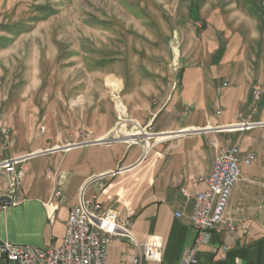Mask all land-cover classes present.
Returning a JSON list of instances; mask_svg holds the SVG:
<instances>
[{
  "label": "crops",
  "instance_id": "crops-1",
  "mask_svg": "<svg viewBox=\"0 0 264 264\" xmlns=\"http://www.w3.org/2000/svg\"><path fill=\"white\" fill-rule=\"evenodd\" d=\"M180 66V71H171L166 77L165 94L147 102L140 95L143 103L132 99L128 106L116 108L124 112L104 124L103 130L95 131L96 125L91 124L87 131L92 132L76 133L74 145L53 143L26 152L23 156L75 153V160L65 165L48 163L33 173L21 164L16 166L24 173L18 191L22 202L5 209L0 205V243L57 248L68 214L82 196L115 210L119 224L136 242L159 238L158 264H180L196 237L189 221L193 201L185 200L181 190L203 191V183L193 188L192 181L210 174L219 149L237 147L241 156L250 152L255 160L241 167L240 180L227 205L225 217L234 231L222 227L213 234L198 249L196 264H264V126L244 133L223 130L243 121L264 124V55L226 60L208 57L198 69L187 59ZM255 87L261 91L257 102ZM138 128L153 135L156 142L135 146L121 141ZM189 131L199 133L176 136ZM106 140L112 143H100ZM20 156L1 151L0 163ZM110 173L115 175L100 178ZM8 181L0 174V196ZM54 190L60 191V197L54 198ZM54 205L50 219L48 213ZM176 213L181 217L176 218ZM135 255L127 240L112 242L107 264H131ZM0 264L9 263L0 260Z\"/></svg>",
  "mask_w": 264,
  "mask_h": 264
},
{
  "label": "rangeland",
  "instance_id": "rangeland-1",
  "mask_svg": "<svg viewBox=\"0 0 264 264\" xmlns=\"http://www.w3.org/2000/svg\"><path fill=\"white\" fill-rule=\"evenodd\" d=\"M251 55H264V0H0V152L22 155L11 159L28 173L73 162L75 153L23 155L74 145L132 99H158L182 60L198 69Z\"/></svg>",
  "mask_w": 264,
  "mask_h": 264
},
{
  "label": "built area",
  "instance_id": "built-area-1",
  "mask_svg": "<svg viewBox=\"0 0 264 264\" xmlns=\"http://www.w3.org/2000/svg\"><path fill=\"white\" fill-rule=\"evenodd\" d=\"M254 100L257 102L261 97L258 87L253 90ZM264 124H255L243 121L224 128L226 132H248ZM199 131L181 132L176 136L196 134ZM141 136H130L127 142L139 144V138L144 136L145 144L154 136L140 131ZM112 143L111 140L100 142ZM95 142L94 145L100 144ZM255 160L254 154L248 152L240 155L237 147L223 148L215 155L212 170L206 177L198 181H192L195 188L198 183H203L205 189L198 193L181 190L185 200L193 201L189 221L196 232L192 246L185 250L180 264H196L198 249L209 243L213 234L220 233L221 228L228 232L234 231V225L226 220L225 212L232 192L240 180L241 167L251 165ZM21 159H10L0 163V167H6V172L11 176L8 187V195L0 203L5 209L9 206L20 204L18 189L23 182L21 172H16V166ZM110 173L107 178L114 176ZM54 198L60 197V191L54 190ZM48 217L50 219L56 210V206H50ZM176 218L181 214L176 213ZM127 240L136 250V255L131 264H158L160 261V239L155 236L148 237L143 243L136 242L130 234L118 222L117 212L105 208L102 204L94 201H85L81 196L78 205L74 206L67 217L65 231L60 245L57 248L42 249L30 246L12 245L7 242L0 243V260L9 264H107L108 245L112 242Z\"/></svg>",
  "mask_w": 264,
  "mask_h": 264
},
{
  "label": "bare ground",
  "instance_id": "bare-ground-1",
  "mask_svg": "<svg viewBox=\"0 0 264 264\" xmlns=\"http://www.w3.org/2000/svg\"><path fill=\"white\" fill-rule=\"evenodd\" d=\"M131 136V135H130ZM129 136V137H130ZM130 138H126V140H129ZM0 170H5V172H6V167H0Z\"/></svg>",
  "mask_w": 264,
  "mask_h": 264
},
{
  "label": "water",
  "instance_id": "water-1",
  "mask_svg": "<svg viewBox=\"0 0 264 264\" xmlns=\"http://www.w3.org/2000/svg\"><path fill=\"white\" fill-rule=\"evenodd\" d=\"M46 153H47V152H46ZM43 154H45V153H42V154H39V155H43ZM34 156H36V157H37L38 155H34ZM34 156H31V157H34ZM29 157H30V156H29Z\"/></svg>",
  "mask_w": 264,
  "mask_h": 264
}]
</instances>
